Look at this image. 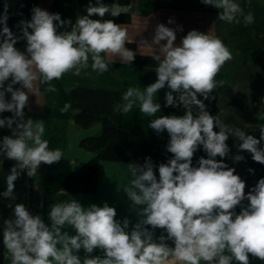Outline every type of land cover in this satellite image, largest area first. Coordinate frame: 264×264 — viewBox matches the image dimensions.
<instances>
[{"label":"clouds","instance_id":"clouds-1","mask_svg":"<svg viewBox=\"0 0 264 264\" xmlns=\"http://www.w3.org/2000/svg\"><path fill=\"white\" fill-rule=\"evenodd\" d=\"M201 3L219 9V20L226 23H241V17L245 26L254 22L253 13L245 14L236 0ZM31 12V20L17 25L20 36L7 25V3L0 15V113L13 114L0 118V128L11 130V135L0 140V156L15 161L6 177V190L0 193L13 209V216L3 220L2 231L11 264H250V255L264 261V178L245 194V181L224 163L230 152L226 141L231 136L240 141L239 151L251 153L255 162L264 164V125L259 127L257 139L206 110L203 100L210 98L217 86L215 78L232 53L219 38L197 30L189 31L177 46L176 30L158 24L152 39L157 49L153 56L158 62L157 80L143 90L128 88L122 103L113 108L126 114L138 106L142 114L153 117L161 109L155 96L167 86L164 106L182 105L185 109L182 116H159L148 125L157 135L166 131L170 138L166 151L172 158L158 165L159 178L151 157L142 165L128 164L131 178L123 192L138 216L130 231L129 219L117 220L116 209L107 202L102 207H83L75 199L57 202L48 211L50 223L30 213L24 203H14L15 181L21 173L36 176L42 163L52 165L63 156L59 149L50 150L48 141L42 139L43 120L24 119L34 83L39 80L50 85L70 71L79 74L89 66V59L94 71L107 72L109 62L102 53L128 64L135 59V53L125 46L128 36L124 26L103 19L106 14L117 17L122 13L116 3L108 6L96 0L93 6L90 0L87 14L77 16L74 24L40 7ZM69 26L70 31L59 30ZM18 40L25 41L24 51L15 47ZM17 84L20 87L14 88ZM47 90L56 91L51 86ZM6 93L11 94L10 100ZM69 108L65 104L60 111ZM201 146L207 158L200 157L199 166L193 167L192 158ZM232 159L239 162L244 157ZM58 195L66 193L62 190ZM245 199L247 207L237 214L235 208ZM66 227L75 234L65 231ZM155 229L166 235L155 237ZM96 249L103 255L93 256ZM80 250L85 253L83 258L78 255Z\"/></svg>","mask_w":264,"mask_h":264},{"label":"crops","instance_id":"crops-1","mask_svg":"<svg viewBox=\"0 0 264 264\" xmlns=\"http://www.w3.org/2000/svg\"><path fill=\"white\" fill-rule=\"evenodd\" d=\"M243 8L244 13L252 12L254 22L245 26L242 17L241 23H226L219 20V9L211 5L201 3V0H133L130 5L120 6L121 10H129L131 20L128 23H120L127 31L128 42L134 43V53L156 55V46L152 45V39L158 24L176 30L175 45L179 46L181 40L191 30L213 35L219 38L232 53V59L227 61L225 67L233 60H241L239 65L231 73L227 82L217 92V116L231 127H238L246 134L260 138L259 127L264 122L257 120V116L264 111V0H236ZM52 0H38L37 7L50 13ZM111 6V5H110ZM87 0H75L72 8V22L75 23L77 16L85 15ZM172 23H168L169 20ZM182 28V31L180 30ZM145 41L146 43H144ZM127 43V42H126ZM161 43H166L162 41ZM109 62V71L102 74L94 71L89 66L81 69L79 74L75 70L70 71L61 78L66 87L86 86L107 90L119 91L125 88L124 93L130 87H139L141 90L157 80L155 72L157 65L144 66L122 62L118 57H109L102 53ZM27 91V90H26ZM167 86L158 91L155 96L156 102L161 105L160 112L155 116L148 117L135 106L132 111L122 114L121 123L129 137L135 141L166 146L169 141L167 132L156 134L148 127L150 121L159 116H182L185 112L183 106L165 107V93ZM123 93V94H124ZM175 96V93L173 94ZM45 96L39 87V80L34 83L32 93L28 94L26 105V120H43L45 126ZM195 111V110H194ZM101 129L100 122H93L87 127L79 126L72 117L65 120L61 131V160L52 165L41 164L34 181L41 187L46 175L50 173L66 174L80 167L93 153L80 146L82 138L97 134ZM217 131L219 129L217 128ZM45 135V132H44ZM43 135V137H44ZM42 137V138H43ZM230 152L224 158V163L235 169V174L245 181V194L255 185L256 179L264 178V164L248 159L249 152L239 151V140L229 137L226 141ZM264 147V146H263ZM242 155L243 160L234 162L232 157ZM217 157V160H220ZM129 162L118 160H100L98 166L97 184L94 191L72 192L63 190L66 195H58L62 190L56 191L50 202V206L57 202L69 199L77 200L83 207L92 204L103 206L105 202L114 207L117 212L116 219L122 221L128 218L130 221L129 231L138 221L137 210L132 207L131 201L123 192V187L128 183ZM142 165V164H141ZM249 169L253 171L250 172ZM25 173V172H24ZM6 175L3 172L2 157L0 156V193L6 190ZM22 180L15 181L14 203L20 202ZM10 201L0 196V264L6 258L7 249L3 247V220L13 216V209L8 207ZM50 211V208L49 210ZM48 221V212L46 215ZM74 235L71 227L64 229ZM78 255L83 258L85 253L80 250ZM93 256L103 255L102 250L96 249Z\"/></svg>","mask_w":264,"mask_h":264},{"label":"trees","instance_id":"trees-1","mask_svg":"<svg viewBox=\"0 0 264 264\" xmlns=\"http://www.w3.org/2000/svg\"><path fill=\"white\" fill-rule=\"evenodd\" d=\"M133 0H101L105 5H112L114 3L119 6H127ZM75 0H52L50 13H59L61 19L72 21V8ZM90 0H87V6ZM8 5V20L7 25L14 34L20 36L22 33L17 27L21 20H31L32 8L37 7L38 0H0V15L4 13V5ZM93 6H96V0H91ZM87 8V7H86ZM87 12L85 13V15ZM93 19H101L98 16ZM103 19H111L116 24L128 23L131 20V13L129 10H122V13L117 17H112L108 14ZM3 25H0L2 30ZM60 31L71 30V26L67 29H59ZM128 48L134 49L135 45L132 42H127ZM15 47L21 51L25 50V41L18 40ZM248 56H245L247 58ZM243 57V59H245ZM241 58L233 60L231 63L220 69L216 76L217 86L209 94L210 98L203 100L206 105V110L213 116L217 115V92L230 78L231 73L243 60ZM133 64L144 66H155L157 61L153 59V55L135 53ZM10 82V81H9ZM7 84V82H6ZM55 87V92H49V87ZM14 88H19L20 85H14ZM39 87L44 92L45 96V135L42 139L48 141L49 149L61 150L62 139L61 131L65 120L72 117L74 121L81 127H87L93 122H100L101 129L97 134L84 137L80 140L81 147L91 151L93 155L84 162L80 167L74 169L66 174L48 173L41 185L39 193V215L46 222V215L50 208V202L53 194L58 190H68L72 192H90L94 191L97 184L98 166L100 160H118L129 163L143 164L146 157H151L152 162L157 167L154 169L157 178H159L158 165L166 163L172 158V154L166 151V146L155 145L151 143L138 142L131 139L127 131L123 128L121 119L122 114L114 112L113 108L116 104L122 103V95L125 88L119 91L107 90L86 86H72L66 87L61 79L53 80L51 84L41 83ZM26 91V89H25ZM6 100L11 99V94H5ZM65 104H69L70 108L67 112L62 113L61 108ZM24 119L26 120V107L24 109ZM11 112L0 113V118L12 117ZM257 120L264 122V111L257 116ZM217 131V128H214ZM11 135V130L7 127L0 128V140L4 136ZM264 146V141L261 142V147ZM207 158L203 147H199L192 158V166L198 167L200 157ZM2 157L3 172L7 176L10 174L11 168L15 161L8 160ZM251 153L248 154V159H251ZM217 159V158H216ZM24 173V172H23ZM21 173L17 180L23 177ZM260 178L256 179V183ZM47 201L46 206H42V202ZM249 201L243 200L240 205L235 208V212L239 214L242 207H247ZM149 230H151L149 226ZM161 234L166 235L161 229H155V237ZM172 246V242L168 241ZM249 259H257L250 255ZM4 263V262H3ZM205 264V262H201ZM259 264H264V261L259 260Z\"/></svg>","mask_w":264,"mask_h":264},{"label":"built area","instance_id":"built-area-1","mask_svg":"<svg viewBox=\"0 0 264 264\" xmlns=\"http://www.w3.org/2000/svg\"><path fill=\"white\" fill-rule=\"evenodd\" d=\"M22 188L20 192V202L24 203L30 213L37 215L39 213V193L41 187L34 181L33 177H28L26 172L22 177ZM3 264H11L10 254L7 252Z\"/></svg>","mask_w":264,"mask_h":264},{"label":"rangeland","instance_id":"rangeland-1","mask_svg":"<svg viewBox=\"0 0 264 264\" xmlns=\"http://www.w3.org/2000/svg\"><path fill=\"white\" fill-rule=\"evenodd\" d=\"M250 264H259V259H249Z\"/></svg>","mask_w":264,"mask_h":264},{"label":"water","instance_id":"water-1","mask_svg":"<svg viewBox=\"0 0 264 264\" xmlns=\"http://www.w3.org/2000/svg\"><path fill=\"white\" fill-rule=\"evenodd\" d=\"M47 204H48L47 201H43V202H42V206H46Z\"/></svg>","mask_w":264,"mask_h":264}]
</instances>
